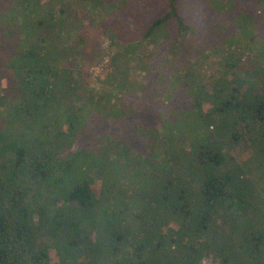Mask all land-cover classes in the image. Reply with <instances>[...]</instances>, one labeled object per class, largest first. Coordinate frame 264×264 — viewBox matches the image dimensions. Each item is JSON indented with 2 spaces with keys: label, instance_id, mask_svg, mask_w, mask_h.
Here are the masks:
<instances>
[{
  "label": "trees",
  "instance_id": "16d2710c",
  "mask_svg": "<svg viewBox=\"0 0 264 264\" xmlns=\"http://www.w3.org/2000/svg\"><path fill=\"white\" fill-rule=\"evenodd\" d=\"M142 1L0 0V264H264V0Z\"/></svg>",
  "mask_w": 264,
  "mask_h": 264
},
{
  "label": "rangeland",
  "instance_id": "374dc122",
  "mask_svg": "<svg viewBox=\"0 0 264 264\" xmlns=\"http://www.w3.org/2000/svg\"><path fill=\"white\" fill-rule=\"evenodd\" d=\"M130 3V6L132 8V4L136 3L137 0H127ZM142 1V0H140ZM201 0H182L181 3L178 5L179 13L182 14L187 22L195 23V21H198L199 18H197L203 8V4H200ZM224 0H220L219 2H223ZM225 2V1H224ZM68 5L73 9L76 10L78 13V17L81 18L82 21V29H83V35L86 40H88V49L91 52L90 60L85 64L88 68L89 72H92V75H94L98 71L99 64L103 63L105 61V54L104 51L106 49L108 40L107 38L100 33L101 29L98 28V23H102L105 19L107 20L106 25L108 24V19L111 17V15H108L106 17L98 14L97 16L91 15L81 11L80 5H73L70 2H67ZM232 5L234 4V1H230ZM139 6L134 8V11H131L132 17L136 19V17L141 18L143 20L150 21L152 19H155L160 15V11L162 10V1L161 0H146L145 2L137 3ZM230 5V6H232ZM101 16L103 19H100ZM137 20V19H136ZM202 26V25H201ZM201 26H199L201 28ZM206 31V35H207ZM4 202L7 203V200L4 199ZM6 205V204H4ZM35 218V217H33Z\"/></svg>",
  "mask_w": 264,
  "mask_h": 264
}]
</instances>
